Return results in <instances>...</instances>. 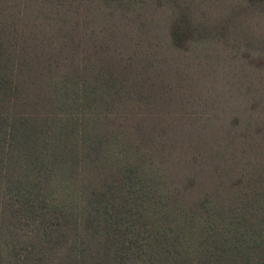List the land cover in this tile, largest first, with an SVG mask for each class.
Returning <instances> with one entry per match:
<instances>
[{"label":"trees","instance_id":"trees-1","mask_svg":"<svg viewBox=\"0 0 264 264\" xmlns=\"http://www.w3.org/2000/svg\"><path fill=\"white\" fill-rule=\"evenodd\" d=\"M245 1L215 27L196 0H0V264H264V169L193 197L198 159L149 113L162 47L264 12Z\"/></svg>","mask_w":264,"mask_h":264},{"label":"rangeland","instance_id":"rangeland-1","mask_svg":"<svg viewBox=\"0 0 264 264\" xmlns=\"http://www.w3.org/2000/svg\"><path fill=\"white\" fill-rule=\"evenodd\" d=\"M196 1L198 6L193 13L200 15L195 17L196 24L203 18L206 25L215 27L231 16L232 4H243L238 7L243 9L247 3L245 0ZM248 12L237 22L238 26H223L224 37L187 45L186 49L163 46L165 40L158 58L166 59V64L162 61L154 68L152 76L156 83L164 78L168 86L156 90L153 98L151 95L149 113L157 116L162 126L175 125L172 136L183 143L180 153L198 159L191 167L199 171L193 173V197L214 188L221 176L219 172L228 175L223 178L233 177L232 165L237 160H240L238 173L253 170L246 164L249 161L264 169V145L257 147V152L256 147L251 151L249 145H244L248 141L255 146L264 144V12ZM143 44L140 45L144 46L145 56L147 45ZM144 108L147 112L148 108ZM206 122L214 130L208 131L209 125L203 129ZM250 130L251 134L245 138ZM224 136H236L237 143L225 155L222 152L220 160L214 161L212 149L217 148ZM204 158L207 163L201 170ZM177 171L191 174L186 167Z\"/></svg>","mask_w":264,"mask_h":264}]
</instances>
